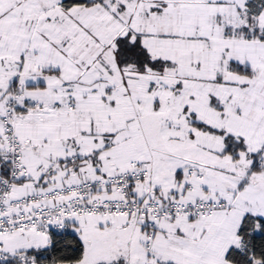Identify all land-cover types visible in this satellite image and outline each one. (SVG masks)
I'll return each mask as SVG.
<instances>
[{
  "label": "snow or ice",
  "instance_id": "snow-or-ice-1",
  "mask_svg": "<svg viewBox=\"0 0 264 264\" xmlns=\"http://www.w3.org/2000/svg\"><path fill=\"white\" fill-rule=\"evenodd\" d=\"M0 264H264V0H0Z\"/></svg>",
  "mask_w": 264,
  "mask_h": 264
}]
</instances>
